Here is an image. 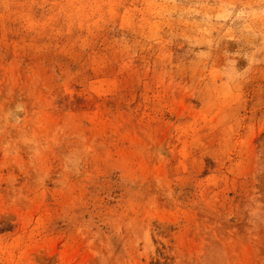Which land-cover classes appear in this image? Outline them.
Segmentation results:
<instances>
[{
    "label": "rangeland",
    "instance_id": "obj_1",
    "mask_svg": "<svg viewBox=\"0 0 264 264\" xmlns=\"http://www.w3.org/2000/svg\"><path fill=\"white\" fill-rule=\"evenodd\" d=\"M0 264H264V0H0Z\"/></svg>",
    "mask_w": 264,
    "mask_h": 264
}]
</instances>
